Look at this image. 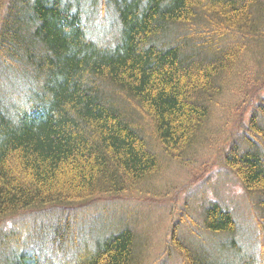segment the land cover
Segmentation results:
<instances>
[{
  "label": "trees",
  "instance_id": "16d2710c",
  "mask_svg": "<svg viewBox=\"0 0 264 264\" xmlns=\"http://www.w3.org/2000/svg\"><path fill=\"white\" fill-rule=\"evenodd\" d=\"M87 7L110 17V39L90 36ZM248 52L264 61V0H0V250L11 249L2 264H146L149 242L130 215L93 236L108 222L96 204L134 197L168 164H187L211 141L227 86L264 90ZM249 102L216 164L243 190L264 250V93ZM191 201L171 215L164 258L257 263L242 255L229 209ZM11 219L23 227L3 234ZM185 232L225 237L234 259L199 254Z\"/></svg>",
  "mask_w": 264,
  "mask_h": 264
},
{
  "label": "rangeland",
  "instance_id": "374dc122",
  "mask_svg": "<svg viewBox=\"0 0 264 264\" xmlns=\"http://www.w3.org/2000/svg\"><path fill=\"white\" fill-rule=\"evenodd\" d=\"M85 2L87 3L88 0H83L84 4ZM85 10L88 12L85 16L89 19L90 36L100 39L108 37L105 34L113 29V22L110 17L105 14L104 19H101V16H98V13L93 14L89 7L85 8ZM110 38L111 36L108 37V39ZM255 58H253L250 52L245 53V67L250 72L251 70L258 69L263 74L264 61H261L262 63L257 66L258 61H254ZM242 87L244 91L241 95L238 94L239 89H231V87L227 86L220 98L222 106L217 108L210 121L212 135L209 138H211V141H207L203 145L201 144L190 155V160H188L187 164H168L159 176L143 188V192H138L134 197H124L96 204L104 209V212H97L99 213L97 215H104V221L107 220L108 222L104 224L106 226H103V228L92 227V229L95 228L93 236L100 237L110 226L112 228L114 225L122 223L123 220L129 219L127 216L130 215L131 226H134L137 231L142 232V235L149 242L146 264H154L156 261L159 262L157 264H181L180 259L176 255L169 256V254L165 255L164 258V244L169 237L173 218L171 215H176L175 219H178L177 214L180 212L179 209L182 208L187 198H192L191 204L198 211L209 200H212L220 203L235 215L238 221V233L235 237L236 241H238V246L242 250V255L248 256V254L250 255L254 252L256 254L255 258L258 260L256 264H264V258L260 259V255H263L264 250L257 247L259 241H257L255 218L251 216V212L247 207L244 192L234 177L216 164L219 157V146L232 133L237 132L238 113L243 112L244 107H248L245 110L246 117H248V111H250L251 107L249 104L253 103L249 102V96L256 99L264 93L263 89L261 91V86L255 85V83L254 85L243 84ZM96 211L98 210L96 209ZM40 213L35 211L30 212L29 217L25 218L26 221L31 223L29 224L31 226L29 229L32 230L35 227L34 222L37 218L33 217L41 215ZM93 214L86 213L87 216L85 218L88 220L91 218L90 215ZM42 216L44 217H38V221L42 223L41 220H45L43 222H46L47 216ZM51 217H48V219L53 221ZM14 220L11 219L5 222V226L2 228L3 234L6 231L19 230L23 227L20 226L22 224H18L17 227L14 226L12 229V221L14 222ZM37 227L41 228L40 225ZM184 235L188 241H195L193 248L199 254L207 252L211 258L220 259L223 262L227 261V259H234L229 248L224 250L222 247L226 246L227 239L221 235L215 237L201 235L196 238L186 232ZM10 253L11 249L2 248L0 250V257L10 256ZM1 260L2 258H0V264H2Z\"/></svg>",
  "mask_w": 264,
  "mask_h": 264
},
{
  "label": "bare ground",
  "instance_id": "6f19581e",
  "mask_svg": "<svg viewBox=\"0 0 264 264\" xmlns=\"http://www.w3.org/2000/svg\"><path fill=\"white\" fill-rule=\"evenodd\" d=\"M254 110V109H253ZM143 192V191H142ZM205 211V210H204ZM173 229V228H172Z\"/></svg>",
  "mask_w": 264,
  "mask_h": 264
}]
</instances>
